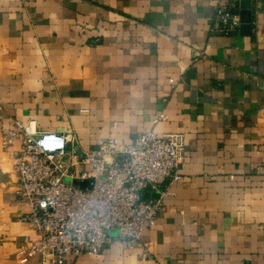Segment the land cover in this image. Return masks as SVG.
<instances>
[{
  "label": "crops",
  "instance_id": "crops-1",
  "mask_svg": "<svg viewBox=\"0 0 264 264\" xmlns=\"http://www.w3.org/2000/svg\"><path fill=\"white\" fill-rule=\"evenodd\" d=\"M252 2L251 32L225 36L218 10L241 19L240 0H0V264H20L36 235L16 195L21 141L2 142L16 121L69 135L78 153L151 129L181 135V179L162 186L170 195L142 236L153 259L264 264V0ZM141 254L116 242L63 264H142Z\"/></svg>",
  "mask_w": 264,
  "mask_h": 264
},
{
  "label": "built area",
  "instance_id": "built-area-1",
  "mask_svg": "<svg viewBox=\"0 0 264 264\" xmlns=\"http://www.w3.org/2000/svg\"><path fill=\"white\" fill-rule=\"evenodd\" d=\"M218 19L217 30L225 36L242 24L226 5L219 8ZM166 120L162 111L152 122ZM16 140L21 141L13 153L16 195L27 202L30 211L22 221L36 234L24 237L16 253L20 264L35 258L42 264H63L69 258L101 254L116 242L140 248L142 264H158L142 236L157 225L170 195L168 186H162L181 179L185 158L181 135L151 129L129 144L104 138L80 156L69 149V135L42 131L35 121H16L13 128L2 130V141L11 147ZM86 181L90 186L83 188ZM146 190L158 197L143 199Z\"/></svg>",
  "mask_w": 264,
  "mask_h": 264
},
{
  "label": "water",
  "instance_id": "water-1",
  "mask_svg": "<svg viewBox=\"0 0 264 264\" xmlns=\"http://www.w3.org/2000/svg\"><path fill=\"white\" fill-rule=\"evenodd\" d=\"M253 0H240V7H241V12H240V16H241V22H242V26H241V33L244 34H249L252 30V6H253ZM80 156L84 155V152H79L78 153ZM91 181H86L84 183H82V187H89L90 186Z\"/></svg>",
  "mask_w": 264,
  "mask_h": 264
},
{
  "label": "rangeland",
  "instance_id": "rangeland-1",
  "mask_svg": "<svg viewBox=\"0 0 264 264\" xmlns=\"http://www.w3.org/2000/svg\"><path fill=\"white\" fill-rule=\"evenodd\" d=\"M3 142V141H2ZM8 148V147H7ZM78 184H80V183H78ZM119 243V242H118ZM121 244V243H120ZM123 245V244H122ZM124 246V245H123Z\"/></svg>",
  "mask_w": 264,
  "mask_h": 264
}]
</instances>
